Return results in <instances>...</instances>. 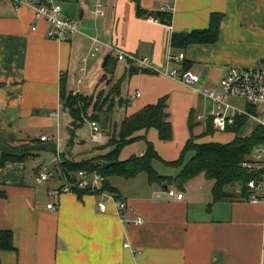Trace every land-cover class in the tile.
Segmentation results:
<instances>
[{"label":"crops","instance_id":"obj_1","mask_svg":"<svg viewBox=\"0 0 264 264\" xmlns=\"http://www.w3.org/2000/svg\"><path fill=\"white\" fill-rule=\"evenodd\" d=\"M58 2L62 18L79 22V32L61 40L48 36L50 24L30 6L16 7V0H0V158L2 154H28L24 162L0 165V230L14 233L16 247L0 251V264H264V200L224 201L209 209L213 182L204 175L184 189L154 186L148 177L140 181L139 176L115 177L110 182L119 194L113 195L127 204L119 215L112 202H107L106 212L100 211V195L64 192L59 168L69 147L71 122L64 128L59 122L63 111L60 80L65 76L68 90L88 96L108 89L101 81L105 72L93 71L88 64L97 46L104 60L112 56L109 65L114 73L108 80H119L130 66L147 70L123 81L120 98L129 103L117 104L113 124L168 96L173 140L160 141L156 130L137 135L153 143L160 156L153 162L155 170L175 177L180 169L165 162L178 160L190 139V112L204 117L203 121L194 119L199 123L195 135H202L207 120L214 118V102L203 89L215 86L231 65L255 66L264 56V0H140L143 11L172 12L169 25L138 16L132 0H103V17L92 15L96 0ZM214 13L224 16L217 43L192 45L183 52L171 47L174 33L206 29ZM94 38L99 43L94 44ZM180 53L185 54L183 62H172L171 57ZM119 54L125 59L119 60ZM184 63L199 76L196 89L170 75L174 68L183 69ZM77 70L82 77L75 89L69 84ZM54 118L55 130L43 132L52 127L49 121ZM217 135L219 139L202 137L196 143L234 139L231 133ZM42 136L48 139L41 140ZM146 140L128 145L120 159L142 156L146 149L138 144ZM76 142L75 160L93 157L83 153L89 151L84 144ZM45 149L55 152L50 163L59 162L58 166L51 169L39 164L40 151ZM30 158L36 160L29 163ZM45 169L50 175L42 180ZM169 189L182 193L183 199L170 196ZM49 204L54 208L49 209ZM137 219L143 222L137 224Z\"/></svg>","mask_w":264,"mask_h":264},{"label":"trees","instance_id":"obj_2","mask_svg":"<svg viewBox=\"0 0 264 264\" xmlns=\"http://www.w3.org/2000/svg\"><path fill=\"white\" fill-rule=\"evenodd\" d=\"M137 3L138 16H151L161 23L169 25L172 22V12H147L140 6V0H132ZM223 14L214 13L210 17L209 26L202 30H193L190 33H174L171 40V47L176 51H185L189 46L200 44H215L219 41ZM109 56L105 67V74L101 81L110 86L108 91L102 90L97 96H88L84 93L74 94L68 90V83L65 76L60 80V102L63 111L71 117L69 123L70 138L68 149L62 154L63 162L59 165L62 179L77 182L79 172L86 171L97 173L105 178L100 192L106 191L117 196L118 190L111 185V180L115 177L133 179L140 174H146L150 184H163L184 189V186L197 176L204 175L207 180L213 182V201L208 205L210 209L215 203L224 201H252L264 200V159L257 161L253 155L257 148L264 147V126L256 124L253 131L246 136H242L243 128L250 119L246 116H238L234 125L227 126L225 133L234 134V139L229 143L208 142L196 143L201 136L214 135L218 130L213 118L207 120V128L202 135H195L194 129L199 123L194 122L196 115L190 112L188 126L190 139L185 145L181 156L174 162H165L180 171L175 177L162 176L154 168L153 162L160 160L153 143L146 140L145 136L137 135L140 131L156 130L159 140L170 142L173 140V125L170 121L168 111V96L161 98L157 103L148 105L140 111L125 117L120 124L112 126V115L117 104L124 105L129 101L122 100L121 85L128 77L138 73H146L147 70L138 67L128 69L126 75L113 82L108 80V75L114 73V68L109 65ZM189 69V63H184L183 70ZM117 98H120L117 100ZM92 109L89 114V110ZM250 112L256 109L249 108ZM109 118L107 129L103 130L108 140L105 145L98 147V155L82 160H75L72 149L77 145V131L84 125L85 120L103 124ZM139 140H146L147 148L142 156H131L127 160H121V152L130 144ZM84 141V140H81ZM79 144H85L81 142ZM100 146V145H98ZM116 148L114 152L110 151ZM93 148L88 151L92 153ZM105 151V152H103ZM192 154L187 160L186 157ZM27 153L22 155L2 154L0 165L4 166L8 162H24ZM70 156V157H69ZM244 164H251L246 167ZM253 181L255 188L249 187ZM90 189L75 190L79 196L95 193ZM2 196L3 193L0 192ZM14 233L11 230H0V251H15Z\"/></svg>","mask_w":264,"mask_h":264},{"label":"built area","instance_id":"obj_3","mask_svg":"<svg viewBox=\"0 0 264 264\" xmlns=\"http://www.w3.org/2000/svg\"><path fill=\"white\" fill-rule=\"evenodd\" d=\"M26 4L33 8L36 16L40 19H45L50 24L48 36L54 40H61L65 36L74 35L79 32V27L73 20L62 18V6L58 0H25L19 2L16 0V7ZM96 17L105 16V9L103 0H96V7L92 12ZM94 44L99 43L97 38L93 39ZM99 47L94 46L89 55L95 56ZM119 60L125 59L123 54L118 55ZM185 59V54L180 53L177 56L171 57L172 62L181 64ZM86 60V59H84ZM170 75L174 78L180 79L185 85L196 89L199 83V76L193 74L191 71L174 68L171 70ZM81 93L80 90L74 91V94ZM203 93L212 99L215 106L214 122L218 132L225 133L227 126H232L238 116H246L256 124L264 126V56L259 59L257 64L249 68H229L226 69L219 84L212 88L203 89ZM140 96V94H137ZM244 98L247 105L245 108H239L231 104L228 100L231 98ZM2 101L0 99V107ZM256 109V112H250L249 108ZM197 121H203V116H197ZM90 132V142L93 145H105L108 137L104 133L101 124L93 121H87ZM47 136H42L41 140H47ZM253 157L257 160L264 159V147L257 148L254 151ZM246 167H252L251 164H244ZM49 171L45 169L41 178L47 180L49 178ZM79 180L72 182L66 179L64 192H75V190L90 189L91 192H100L102 183L105 178L97 173H88L86 171L79 172ZM249 187L255 188L253 181L249 183ZM170 196H175L177 199L182 200L183 194L177 193L174 189H169ZM99 209L101 212H106L107 202H112L117 205V214L122 215L127 210V204L122 201L116 200L115 196L106 191L100 192ZM258 202L256 198L252 202ZM49 209H53V204L48 205ZM142 219H137L135 223L141 224ZM129 247L128 244H125Z\"/></svg>","mask_w":264,"mask_h":264},{"label":"rangeland","instance_id":"obj_4","mask_svg":"<svg viewBox=\"0 0 264 264\" xmlns=\"http://www.w3.org/2000/svg\"><path fill=\"white\" fill-rule=\"evenodd\" d=\"M77 24L79 23V22H77V21H75ZM263 56H261L260 58H262ZM259 58V59H260ZM87 60H89V65L91 66V67H93V71L94 70H102L103 72H105V68H103V66H102V64H103V61H104V59H103V50H101V51H99L98 52V55H97V57H95V56H91V55H89V57H88V59ZM259 61V60H258ZM83 64V63H82ZM82 64L80 63V65L82 66ZM80 65H77V68H79V67H81ZM84 65V64H83ZM94 65V66H93ZM255 65V64H254ZM249 67H253V65H248V66H246V65H231L230 67H228V68H226V69H229V68H238V69H241V68H249ZM74 81L73 82H70V84H69V86H71L72 88H75L76 89V83H77V80L79 79V78H81L82 77V73H80L78 70L75 72V75H74ZM222 78V77H221ZM221 80V79H220ZM220 80H219V82H220ZM85 82H87V80L85 79ZM219 82L218 83H216L215 85H217V84H219ZM110 88V87H109ZM109 88L108 89H106L105 91H108L109 90ZM97 92L94 94V96L96 97L97 96ZM231 104H233L234 106H237V107H239V108H245V106L247 105V103H246V101H245V99L244 98H234V97H231L229 100H228ZM92 109H90L89 110V114L92 112L91 111ZM200 116V115H199ZM196 117H197V115H196ZM118 118V117H117ZM69 120H71V117H70V115L67 113V112H65V111H62L61 112V114H60V124L63 126V128H64V125H65V123L67 122V121H69ZM49 123L51 124L50 125V127L51 128H49V129H44L43 130V132H45V133H49V132H52L53 130H55V128H56V126H57V119L56 118H54V120H50L49 121ZM114 125H116L115 123H114ZM112 126H113V122H112ZM255 126H256V122L255 121H253V120H250L249 122H248V124L243 128V130H242V132H241V135L242 136H246V135H249L252 131H253V129L255 128ZM77 134H78V136H77V140H79V141H81V140H84V141H81V142H83V143H85L84 145L85 146H83V147H85V149L87 148V150H91L92 148H93V150L95 151V152H93V151H90V152H92V154L91 155H96L97 154V149H98V147H101V146H97V145H93L91 142H90V132H89V125L87 124V120H85V123H84V125L77 131ZM217 134H219V132L217 133H214V135H208V136H201L200 138H202V137H209L208 139H219V136L220 135H217ZM221 134H224V133H221ZM227 135H229V134H227ZM199 138V139H200ZM206 143V142H205ZM138 146H139V148H142V149H146V147H147V144H146V142H144V141H142V142H139V144H138ZM84 149V148H83ZM100 152H102V151H99V153ZM103 152H105V151H103ZM40 153H41V158L38 160L39 161V164L40 163H44L45 165H47V166H49V168H53V166L55 165V166H58L59 165V162H55V163H50L51 161H52V159L53 158H55L57 155L55 154V152L54 151H52V150H47V149H45L44 151H40ZM83 153H88L87 151H84ZM89 156V155H88ZM87 156V157H88ZM34 160H36V159H34V158H30L29 160H28V162L29 163H31L32 161H34ZM56 160H57V158H56ZM27 166H28V164H27ZM159 170V169H158ZM170 170H173L172 168H170L169 167V171ZM161 173H163L165 170L163 169V170H159ZM139 176V181L140 180H142V178H147V175L146 174H140V175H138ZM122 180H128V179H125V178H121ZM158 184H156V185H154V186H157Z\"/></svg>","mask_w":264,"mask_h":264},{"label":"water","instance_id":"obj_5","mask_svg":"<svg viewBox=\"0 0 264 264\" xmlns=\"http://www.w3.org/2000/svg\"><path fill=\"white\" fill-rule=\"evenodd\" d=\"M108 60H109V56H107V57L105 58L104 63H103V68L106 67ZM108 122H109V118H107V119L103 122V124H102V128H103V130H106V129H107ZM67 149H68V148H67ZM115 149H116V148H113V149L110 151V153L114 152Z\"/></svg>","mask_w":264,"mask_h":264}]
</instances>
